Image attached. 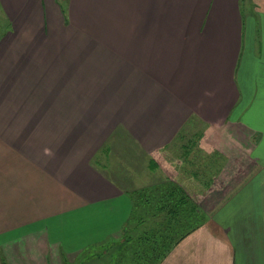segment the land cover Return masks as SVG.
Wrapping results in <instances>:
<instances>
[{
	"label": "crops",
	"instance_id": "obj_1",
	"mask_svg": "<svg viewBox=\"0 0 264 264\" xmlns=\"http://www.w3.org/2000/svg\"><path fill=\"white\" fill-rule=\"evenodd\" d=\"M250 2L0 0V245L32 229L49 259L120 233L133 201L100 153L123 120L164 180L182 179L180 149L196 164L224 141L212 132L238 151L162 264H264V0ZM16 115H48V166L10 149L32 128L4 127Z\"/></svg>",
	"mask_w": 264,
	"mask_h": 264
},
{
	"label": "rangeland",
	"instance_id": "obj_2",
	"mask_svg": "<svg viewBox=\"0 0 264 264\" xmlns=\"http://www.w3.org/2000/svg\"><path fill=\"white\" fill-rule=\"evenodd\" d=\"M243 5L246 7V9L249 7L250 12L252 11L253 5L251 2L250 4H248L247 0H244ZM5 23L6 19L3 14L2 8L0 7L1 30L3 29V27L4 31L6 30ZM120 119L122 118L120 117ZM5 120L6 122L4 123V127H32L31 129L27 130L26 134L22 137L24 141H20V143L26 145V149L15 147L10 149L18 153L24 151L26 152V154L23 153V155L25 156L26 160L34 161L35 159L37 162L39 161L43 165L48 166V115H16L13 117H5ZM109 127L118 128L111 133V146L101 150L100 164L101 166H105L108 169L111 177L119 185V187L124 189L126 188L127 190L132 192L137 189L139 190L140 188H144L147 186L149 187L156 183H159L161 185V182H164V179L159 178L160 176L157 174V172H151V170L149 169V159L153 157L152 160H156L158 154L155 153L153 155H150L149 153H147L145 149L141 147L139 143L134 139L130 132L124 128L128 126L125 125L123 120H116L115 123L113 122ZM220 135L222 136L224 141H222L220 145L218 144V147L216 148L208 147L205 150L202 148L201 150H203V153L201 154V156H198V159H200L199 163H189L190 161H192V159L189 158V153L185 157V155L183 154L185 152H182V149H180L178 154L179 157L175 160L174 165H177V172L182 175V179H178V181L174 179L175 176H172V179L166 180L171 184L176 183L181 188H183L187 196L192 199V203L198 205L201 210L203 209L202 207L206 198V187L217 182L216 179L218 178V175L222 170H228L230 173L236 169L235 157L237 156L238 151L236 149V146L231 143L228 131L225 130L223 132H220L219 134L212 132L208 134L206 138H208L207 140L211 138L212 140L216 141L219 140ZM29 142H31V147L27 144ZM240 143L248 146L249 139L241 137ZM107 145L108 143H106V146ZM205 151H207L208 153H205ZM20 153L18 155L21 157L22 154ZM205 161H208V164L205 165ZM167 166L168 165H164V167ZM167 168V170H172L174 174L172 167L168 166ZM179 168H181L182 170ZM160 174L162 176V172ZM165 186L166 184L161 185V188L158 187V189L155 191V205H157L158 200H160L161 198H163L164 201L166 200L164 197ZM160 190L162 191L160 192ZM142 201H140V203H142ZM154 206L143 210L142 214H140L146 220L148 219L145 224L140 226V228L142 229V231L144 230V232L146 231V229L149 230L151 228H158V230L162 229L160 224L166 222L167 220L164 214L156 218L158 213L156 212L157 210L154 209ZM201 212L200 216L203 217L204 211L202 210ZM182 219L183 221H185L187 227L193 226L195 222L194 220H192L191 222V219L185 217H182ZM5 224L7 225L8 223L5 222ZM11 224L12 222L10 223V225ZM187 227H185L186 230L188 229ZM121 233L122 229L120 233L115 234L114 236L118 238L120 237ZM16 235L17 236H14L16 238H11L10 236V238H8L6 236V242L0 245L4 253H7L8 255L7 259L4 260L5 264H113V260H115L114 264H133L134 260V253L125 255V258H115L112 260H109L110 257L108 256L99 258V255L95 253H92L89 256H81L80 252L83 249L76 252H67L66 256H61V254L58 253L56 247L51 248V252L53 253L49 251L50 255L48 259V244H42L41 242L44 240V233L40 234L36 233L32 229H28L25 233L19 232ZM13 239L17 240H14L13 242ZM108 239L109 238L102 241L101 243L107 241ZM167 241H169V239ZM170 253L171 251L160 264L166 261ZM105 254L108 255L110 254V252L108 251ZM159 255L160 253L157 252L154 257ZM153 262L154 261L152 260L150 262L144 260L140 264H152Z\"/></svg>",
	"mask_w": 264,
	"mask_h": 264
},
{
	"label": "trees",
	"instance_id": "obj_3",
	"mask_svg": "<svg viewBox=\"0 0 264 264\" xmlns=\"http://www.w3.org/2000/svg\"><path fill=\"white\" fill-rule=\"evenodd\" d=\"M149 167L154 171L159 165L155 160H152ZM165 184L164 197L166 200L164 201L161 198L158 200L157 205H155V191L158 187L161 188V185ZM161 185L156 183L149 187L130 191L133 210L130 218L122 228L120 237L111 236L103 243L89 245L80 252V255L89 256L95 253L99 255V258L108 256L110 257L109 260H112L115 258H125V255L134 253L133 264H140L144 260L149 262L152 260L154 261L152 264H160L175 246L197 230L205 220V214L203 217L200 216L202 210L198 205L192 203V199L187 196L183 188L176 183L171 184L166 180L161 182ZM152 206L157 210L158 214L156 218L164 214L167 220L160 224L162 229L151 228L149 230L146 229L144 232L140 226L145 224L148 219L146 220L140 214H142L143 210ZM182 217L191 219V222L194 220L193 226L187 227ZM185 227L188 229L186 230ZM168 239L169 241H167ZM108 251L110 254H105ZM157 252L160 255L154 257ZM112 263L114 264L115 260Z\"/></svg>",
	"mask_w": 264,
	"mask_h": 264
}]
</instances>
